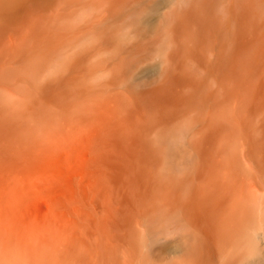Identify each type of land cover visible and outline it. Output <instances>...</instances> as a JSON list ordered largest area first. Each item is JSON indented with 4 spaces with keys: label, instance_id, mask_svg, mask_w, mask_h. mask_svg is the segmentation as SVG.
Masks as SVG:
<instances>
[{
    "label": "rangeland",
    "instance_id": "1",
    "mask_svg": "<svg viewBox=\"0 0 264 264\" xmlns=\"http://www.w3.org/2000/svg\"><path fill=\"white\" fill-rule=\"evenodd\" d=\"M137 1L59 0L3 32L14 47L0 57V264H209L221 116L264 66V0L182 3L153 40L128 18ZM162 1L141 15L145 27ZM29 143L35 159L15 163Z\"/></svg>",
    "mask_w": 264,
    "mask_h": 264
},
{
    "label": "bare ground",
    "instance_id": "2",
    "mask_svg": "<svg viewBox=\"0 0 264 264\" xmlns=\"http://www.w3.org/2000/svg\"><path fill=\"white\" fill-rule=\"evenodd\" d=\"M58 1L59 0H0V50L2 51V55L0 57L3 58L2 57L3 51L5 52V50L10 49L9 47H14L12 44V41H10V43H8L10 39H5L6 38V36H4L5 33H8V31H10L11 29H12V31L14 29L16 30V28H18V26H21L23 28V26L25 24L28 25L29 22H31V20L33 18L35 19V17H36L35 15H37L36 13L38 12V10H44L45 11L47 9H52L53 6L54 7L57 6L56 4H58ZM158 1H160V0H138L135 3V5H133L131 7V9H132L131 12L128 10L130 13H133V14H131V16H128V18L132 17V15H134L133 17H135V18H133V20L132 19L130 20L133 23L132 26L135 25L134 27H136L137 30L139 28H141L140 30L142 32L144 31L143 33H146V31H147L149 33L148 36L149 37L152 36V38H151L152 40L156 35L158 37L160 30L162 28H166L168 26L169 22L171 21V19L173 18V16L179 10L181 11L180 7H181L182 3L184 4V6H190L191 5V7H192V5L195 4L196 2H197L196 4H200V3H198L199 1L202 4L205 2L207 3V1L209 2V0H166V4H168V6L166 8L164 7L165 10H163V12L158 16L157 25H155L154 27H145L144 26L145 24H143L144 18H141L142 17L141 15L145 14V16H146L150 12L151 8L152 9H154L153 7L156 8V6H153V5L155 3L157 5ZM163 1H165V0H163ZM163 1H162V3H163ZM214 1H216V0H214ZM214 1L211 0L209 2V4H211V2L214 3ZM251 1H253V0H233V2H235L237 5H238V3L243 5L242 3H247V2H249V4H250V3H252ZM256 1H262V0H254V2H256ZM240 2H242V3H240ZM213 3L211 5H213ZM229 3H232V1L230 0ZM175 4L177 6H175ZM179 4H180V6H179ZM185 4H187V5H185ZM213 8L211 10H213ZM190 11H192V10H190ZM229 11L231 12L230 14H232V11L231 10H229ZM206 12H207V9H206ZM239 12H241V11L238 10V13ZM213 13H214V11H213ZM243 14H244V12H243ZM189 15L192 16V14H189ZM207 15L208 14H206V16ZM210 15H209V18L212 17ZM242 15H241V17H242ZM245 16H246V14H245ZM185 17H187V16H185ZM238 20H242V19L238 18ZM130 21H128V22H130ZM27 22H28V24H27ZM186 22H188V20ZM204 22H206V21H204ZM204 22H203V24H204ZM240 22H242V21H240ZM3 32H4V35H3ZM193 33H194V31H193ZM217 35L215 34V36H217ZM235 35L236 34H234V37H236ZM143 39L140 38V40H143ZM235 39L237 40V37ZM152 40H150V41H152ZM260 41L262 42V40H260ZM225 44H226V42H225ZM251 44H253V43H251ZM3 47H5V48H3ZM144 47H145V45H144ZM240 48H242V47H240ZM233 49H235V48L233 47ZM243 51H244V49H243ZM258 58H260V57H258ZM251 59H252V57H251ZM194 60H195V58H194ZM198 61L199 60H197L196 62H198ZM249 64H251V63H249ZM170 65L171 64L168 62L166 69L164 71H162L163 73H160L159 77L160 78L163 77L161 79V81H163L165 78H167L169 76ZM256 65H254V66H256ZM245 68L246 67L244 66V69ZM257 68H255V69H257ZM235 70H236V68H235ZM249 70H250V68H249ZM245 72H243V73H245ZM239 73H241V72H239ZM251 73H255V76L253 75L254 80L252 81L251 84L249 83L250 86L246 85L247 86L246 89H244L243 92L241 91V94H239L240 96H238L239 98H238V100L235 101V104L232 103L233 105L231 106V108L227 107V109H225V113L222 114L223 116H221V117H223V119L221 120L222 126H220L219 128L222 127L220 129V131L222 132V135H221V143H222L221 147L222 148L221 149L223 151L221 150V152L223 154V157H222V168L220 171L221 175H219V177L221 176L220 185H219L221 193L219 196L220 206H218L219 210H220V213H219L220 215L218 217L220 219L219 223L221 226V228H220L221 230L220 229L219 230L221 232H218L217 230H214V231L212 230L211 233L208 235L207 243H205V246H206V255H207V259H208L209 264H214V259L216 258L214 256H216V255L219 258H221L219 264H248V262L249 261L252 262L255 257H260V256L262 257V259H264V66L259 67L258 70H256V72H255V70H254V72L251 71ZM249 75L250 74L248 73V76ZM237 78H239V77H237ZM71 79H73V78H71ZM245 79H246V77H245ZM250 79H252L251 76L249 77V80ZM246 80H248V79H246ZM244 83L246 84L247 82L245 81ZM230 85H233V84H230ZM239 86H241V85L239 84ZM59 88H61V87H59ZM59 95H61V93ZM64 96H66V95H64ZM75 96H73V97H75ZM33 98L35 101H37L34 96H33ZM32 99H31V101H32ZM34 100H33V103L35 102ZM47 101H48V99H47ZM31 105H33V104H31ZM34 106H35V104H34ZM39 106L40 105H38L36 107H39ZM25 107H27V106H25ZM32 108H34V107H32ZM26 109H28V108H26ZM32 112H33V109H32ZM208 131H211V130H208ZM111 132H114V130ZM221 132H219V133H221ZM111 134L112 135L114 134V136L117 135L116 136V139H117L119 132H117L116 135H115V133H111ZM109 136H111L110 133H109ZM109 138H111V137H109ZM33 143H34V141H33ZM5 148H7V147H5ZM18 148H16V149H18L20 151H17L16 149L12 150L9 148V151L11 150V151L15 152V150H16V152L15 153L13 152L14 154L12 155V156H14L12 158V160L15 163H19V162L23 163L25 160L35 159L36 155H34V154L37 153V152H35L36 147L30 146V143H29L28 147L24 146V148H22L24 152L27 150L25 153L22 151L21 147H18ZM39 148H42V145H41V147L39 145L38 149ZM1 150H0V152H1ZM215 150H216V148H215ZM43 151H44V146H43ZM46 151L49 152V150H47V149H46ZM41 153L43 156H45L44 154H47V153L43 154V152H41ZM48 154H50V153H48ZM42 155L39 154L40 160L39 159L37 160L38 162L40 161L39 162L40 164L44 160V159H42V157H43ZM45 157H43V158H45ZM41 159H42V161H41ZM85 160L87 161V159H85ZM3 162H4V160H3ZM34 162H35V164H37L36 161H33V164H34ZM0 164H1V162H0ZM33 164H32V166H35V164L34 165ZM104 167H106V166H104ZM109 167L107 169H109ZM122 173H120V174H122ZM108 177H110V176H108ZM127 182H128V180H127ZM126 185H127V183H126ZM103 188H104V186H103ZM139 188H140V186H139ZM137 189L138 188H136V190ZM120 208H121V206H120ZM214 210H218V208L214 209ZM8 214H9V211L7 208L0 209V229L6 227L5 221H7L6 218H8L7 217ZM215 217H212V218L214 219ZM212 222H211V224H212ZM217 228H219V227L217 226ZM53 230L54 229L51 226L44 227L41 230V234L44 235L43 237L46 240L47 245H51L53 242V239H55V235L53 233ZM0 237H2L1 233H0ZM0 241H1V238H0ZM190 242H192V240ZM193 253L194 252L192 250L187 249L182 254V257H180L179 260L186 261L187 258H189V255L191 257ZM57 257H58V255H57Z\"/></svg>",
    "mask_w": 264,
    "mask_h": 264
}]
</instances>
